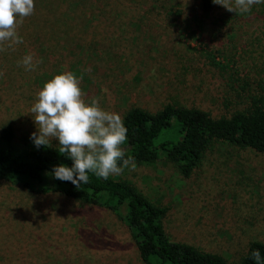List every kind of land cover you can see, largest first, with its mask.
Instances as JSON below:
<instances>
[{"label": "rangeland", "instance_id": "obj_1", "mask_svg": "<svg viewBox=\"0 0 264 264\" xmlns=\"http://www.w3.org/2000/svg\"><path fill=\"white\" fill-rule=\"evenodd\" d=\"M34 3L17 29L23 43L0 52V145L8 125L16 146L31 145L30 108L63 71L82 77L86 100L99 98L123 119L133 107L155 113L169 103L221 117L244 107L241 91L264 93V4L247 13L216 4L206 15L199 0ZM29 53L43 60L34 71L19 63ZM134 163L114 177L168 208L163 223L173 240L231 263L264 242V152L213 143L189 176L165 156ZM0 264L144 263L111 210L0 181Z\"/></svg>", "mask_w": 264, "mask_h": 264}, {"label": "trees", "instance_id": "obj_2", "mask_svg": "<svg viewBox=\"0 0 264 264\" xmlns=\"http://www.w3.org/2000/svg\"><path fill=\"white\" fill-rule=\"evenodd\" d=\"M199 6L208 15L216 4L199 0ZM241 95L246 98L244 107L221 117L172 103L155 113L142 107L131 108L123 119L127 128V140L122 146L125 158L132 157L139 164H155L165 156L189 176L213 143L223 141L264 152V93L241 91ZM165 131L167 135L159 141ZM14 139L13 127L6 126L1 135L0 181L22 183L36 192L60 191L82 204L111 210L129 227L144 264H256L251 257L254 249L264 258L261 241L252 242L235 263L220 254L175 241L163 223L168 208L149 199L135 185L114 176L105 180L89 173V182L77 188L71 181L55 179L52 174L54 166L63 163L71 167L73 163L59 153L57 146L37 148L31 140L30 146L19 148Z\"/></svg>", "mask_w": 264, "mask_h": 264}, {"label": "clouds", "instance_id": "obj_3", "mask_svg": "<svg viewBox=\"0 0 264 264\" xmlns=\"http://www.w3.org/2000/svg\"><path fill=\"white\" fill-rule=\"evenodd\" d=\"M212 2L229 12L241 13L250 12L253 5L264 4V0ZM34 9V0H0V52L23 43L17 29ZM42 62V58L37 59L32 53L19 61L27 71L36 70ZM81 80L82 77L72 71L55 74L43 84L29 112L37 127L30 136L34 145L51 147L55 138L59 153L73 161L71 167L63 163L54 166V178L71 181L77 188L89 182V173L106 180L122 174L130 165L135 168L133 158H125L122 147L127 140L123 117L102 108L99 98L86 100L80 87ZM251 257L256 264H264L258 249L251 251Z\"/></svg>", "mask_w": 264, "mask_h": 264}]
</instances>
